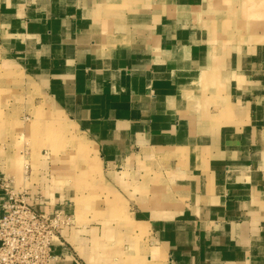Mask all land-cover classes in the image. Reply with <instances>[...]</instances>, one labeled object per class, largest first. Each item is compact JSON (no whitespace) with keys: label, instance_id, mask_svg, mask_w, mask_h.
<instances>
[{"label":"crops","instance_id":"obj_1","mask_svg":"<svg viewBox=\"0 0 264 264\" xmlns=\"http://www.w3.org/2000/svg\"><path fill=\"white\" fill-rule=\"evenodd\" d=\"M0 87V182L73 219L53 264H264V0H0Z\"/></svg>","mask_w":264,"mask_h":264},{"label":"built area","instance_id":"obj_2","mask_svg":"<svg viewBox=\"0 0 264 264\" xmlns=\"http://www.w3.org/2000/svg\"><path fill=\"white\" fill-rule=\"evenodd\" d=\"M0 186L7 195L0 202V264H53V245L61 242L72 217L61 209L39 210L26 192L14 191L5 181Z\"/></svg>","mask_w":264,"mask_h":264},{"label":"rangeland","instance_id":"obj_3","mask_svg":"<svg viewBox=\"0 0 264 264\" xmlns=\"http://www.w3.org/2000/svg\"><path fill=\"white\" fill-rule=\"evenodd\" d=\"M7 98L8 97L5 95L3 97H1L0 95V104L2 103V101L4 103L3 99H7ZM55 124H56L55 127L53 125H49V126H45L43 129V132L46 134L43 137L47 141L46 143L49 144L48 146L51 147L53 157L61 164L67 163V161H69L73 166L79 165L80 163L79 158L82 155V153L85 151L84 144L81 143L78 140V138L75 137H73L71 141L62 140L61 133L64 130L62 129V127L60 128L58 120L55 121ZM83 178H85V176L81 177L80 173H74L73 174L74 185L76 186L79 185ZM91 186L92 184L89 183L88 188L90 189V191L85 198H81L79 200L77 199L78 205L83 203V201L84 203H88L89 205L87 209H81V211L78 210L77 212V219L82 223L94 222L96 219H98V217H101V215H104V217L111 215L109 209L103 211L102 208H98L95 206L99 203L102 204L104 200V204L108 208L110 206L108 202L110 201L111 193L103 189L102 191L97 192L94 186L93 187Z\"/></svg>","mask_w":264,"mask_h":264}]
</instances>
